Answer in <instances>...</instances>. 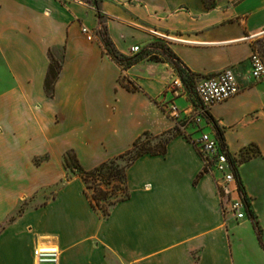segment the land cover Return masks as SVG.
I'll return each mask as SVG.
<instances>
[{
  "label": "crops",
  "instance_id": "crops-1",
  "mask_svg": "<svg viewBox=\"0 0 264 264\" xmlns=\"http://www.w3.org/2000/svg\"><path fill=\"white\" fill-rule=\"evenodd\" d=\"M99 28L127 56L134 45L159 49L153 31L171 35L166 44L200 80L234 70L241 90L211 107L206 129L235 157L254 218L223 213L199 151L173 134L171 62L145 55L125 68ZM263 45L264 0H0V264H36L39 246L58 247L60 264H264V78L251 77L250 61ZM52 59L61 69L49 96ZM145 133L170 135L167 150L127 167L130 195L104 215L65 153L92 169Z\"/></svg>",
  "mask_w": 264,
  "mask_h": 264
},
{
  "label": "built area",
  "instance_id": "built-area-1",
  "mask_svg": "<svg viewBox=\"0 0 264 264\" xmlns=\"http://www.w3.org/2000/svg\"><path fill=\"white\" fill-rule=\"evenodd\" d=\"M83 33L89 40H96L97 35L90 28L84 26ZM166 42L174 38L166 33H158ZM103 45L105 46L104 42ZM106 48V46H105ZM140 45L131 47V51L138 53ZM251 77L255 80L264 78V59L254 51L250 57ZM168 90L173 97L166 103L165 110L177 125V130L185 134L199 151L204 169L214 176L225 215H231L237 221L249 217V200L240 179L236 173L235 157L221 144L219 137L206 129L212 124L209 112L212 106L236 95L241 90L238 77L232 68H225L215 75L202 78L195 87V93L186 107L180 106L176 98H189L187 86L181 76L176 73ZM36 264H60L61 250L58 247L39 246L35 249Z\"/></svg>",
  "mask_w": 264,
  "mask_h": 264
},
{
  "label": "trees",
  "instance_id": "trees-1",
  "mask_svg": "<svg viewBox=\"0 0 264 264\" xmlns=\"http://www.w3.org/2000/svg\"><path fill=\"white\" fill-rule=\"evenodd\" d=\"M99 17H101L100 13L98 14ZM104 30V29H103ZM102 34V38H103V42L106 46L107 49V53L115 60L117 61L121 66L127 68L129 66H131L132 64H134L138 59H140L142 56L140 54H136L133 56H127L124 55L122 53H120L112 44V42L110 41V39L107 36V32L104 30L103 32H101ZM148 56H150L151 59H156L154 57H152L151 55L148 54ZM169 61L171 62V64L173 65V67L175 68V71L181 76V78L183 79V81L186 84V79H185V75L184 73L187 72L193 76H198L196 73H193L192 71H190L188 69V67H186L184 65V63L172 52H169ZM175 61H178L181 66H183V69H181L176 63ZM61 69V64L59 61H56L55 59H52V62L50 64L47 76H46V80H45V89L46 92L49 96H53L54 92H55V83L56 80L59 76V72ZM121 83L129 90H139V86L136 85H130L128 83H125L124 81H121ZM176 131L178 133H181L179 130L176 129ZM148 133H145L143 136L139 137L133 144V147L128 150L127 152L119 155L118 157L111 159L107 162H104L92 169H86L79 161V158L76 154V152L74 150H68L65 153L64 156V163L65 166L68 170V168L72 171V173H75L79 176H81V178L83 179L84 183L86 184V192L88 194V196L90 197L91 203L93 205L94 208H99L100 210H102L104 215H108L110 213V210H106V209H101L99 204L97 203V201L100 198H106L107 197V193L105 191H103L102 189H98V191L96 190L95 187H92V185H90L88 182L89 180L92 179H98L99 177L105 178L107 180H111L114 178H117L119 180H123L125 182V186H126V195L124 197L119 198L118 200H116L115 202H113V204L126 199L127 197H129L130 193L128 190V186H127V180H126V170L127 167L130 166L132 164V162H134L138 157L147 154V153H152V154H164L167 150V142L169 140V138L167 139V141L165 142V144L163 145V147L159 148V149H152V148H145L144 144L142 142L143 138L145 136H148ZM143 145V147H142ZM126 156H129V159L126 160V163L122 166L121 163L119 162L120 159H124ZM73 161L76 162V164H73ZM205 172H207L206 169H203V171L201 172L200 175L204 174ZM236 173L240 179L239 176V172H238V168L236 167ZM240 184L241 187L244 189L243 183L240 180ZM89 188H94V193H90L88 191ZM98 193V194H97ZM250 204V203H249ZM249 217L254 218V215L251 211V209H249ZM254 225L255 228L257 230L259 239L262 242L261 239V229L258 225V223L256 221H254ZM264 246V244H263Z\"/></svg>",
  "mask_w": 264,
  "mask_h": 264
},
{
  "label": "rangeland",
  "instance_id": "rangeland-1",
  "mask_svg": "<svg viewBox=\"0 0 264 264\" xmlns=\"http://www.w3.org/2000/svg\"><path fill=\"white\" fill-rule=\"evenodd\" d=\"M83 2H93V0H81ZM104 30L99 28L98 29V33H99V37L100 39L103 41L102 38V34L101 32H103ZM154 46H157L159 49L157 50H150V49H142V51L138 52L137 54H140L141 56H145V55H151L152 57L159 59V55L161 54L164 58L168 59L170 58L169 56V52L171 51L170 48L168 47V45L166 44L165 41H156L154 43ZM263 51L260 53L261 56L264 59V45H263ZM157 53V54H154ZM175 63L181 68L183 69V66H181V64L178 61H175ZM175 69V68H174ZM185 75V79H186V86L189 92V95L191 97H193L194 93H195V87L197 85V83L200 81V78H198L196 76H193L187 72L184 73ZM177 125L175 124V129L173 130V134H177L178 132L176 131L177 129ZM170 137V135H165V136H160L157 138H154L150 135L145 136L142 140L144 147L145 148H152V149H159L161 147H163V145L165 144V142L167 141V139ZM143 147V145H142ZM129 159V156H126L124 159H120L119 162L121 163V165L123 166L126 163V160ZM73 164H76L75 161H73ZM68 172H69V176H73L72 171L68 168ZM90 185H92V187H95L96 190L98 191V189H102L103 191H105L107 193V197L106 198H100L97 203L99 204L101 209H106V210H110L111 207L114 205L113 202H115L116 200H118L121 197H124L126 195V186H125V182L123 180H119L117 178L111 179V180H107L105 178L99 177L98 179H90L88 182ZM86 186V184H85ZM94 188H89L88 191L92 194L94 193ZM54 190H49L47 192H45L44 194H42L40 200H38V203H41L43 201H45L46 197H51L53 194ZM98 194V193H97ZM28 202H25V205ZM24 209V207L20 208L19 212H21ZM18 212V213H19ZM233 219V218H232Z\"/></svg>",
  "mask_w": 264,
  "mask_h": 264
}]
</instances>
